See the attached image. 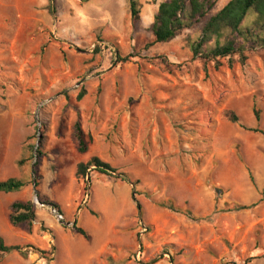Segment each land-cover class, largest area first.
<instances>
[{
	"label": "rangeland",
	"instance_id": "1",
	"mask_svg": "<svg viewBox=\"0 0 264 264\" xmlns=\"http://www.w3.org/2000/svg\"><path fill=\"white\" fill-rule=\"evenodd\" d=\"M165 1L138 0L134 23L128 0H0V182L28 183L0 193V236L28 257L0 264H264V137L245 129L264 131V48L206 63L200 27L154 45ZM93 157L117 173L79 181ZM17 201L35 203L32 225L10 224Z\"/></svg>",
	"mask_w": 264,
	"mask_h": 264
},
{
	"label": "trees",
	"instance_id": "2",
	"mask_svg": "<svg viewBox=\"0 0 264 264\" xmlns=\"http://www.w3.org/2000/svg\"><path fill=\"white\" fill-rule=\"evenodd\" d=\"M82 4H88L94 0H79ZM132 21L138 23L141 19V5L138 0H128ZM52 4V0H50ZM217 0H168L160 4L154 22L149 28L154 37V45L167 44L176 40L187 30L197 27L201 29V39L193 46V54L196 58H201L206 63H219L220 60L231 59L239 56L242 62L247 60L248 52H253L259 47L264 48V0H231L221 11L213 14ZM97 51L100 47L96 48ZM121 60V58L119 57ZM122 61V60H121ZM85 92L78 95V100L82 101ZM255 118L259 123L261 120L260 112L254 111ZM229 120L233 124H239L237 115L230 113ZM247 131L261 134L264 131L255 128ZM73 138L77 151L86 154L89 150V141L80 122L76 123ZM41 147V146H40ZM35 150V147L33 148ZM41 148L37 150L39 157L43 156ZM90 170L96 171L103 176H112L117 170L109 164L103 162L98 157L91 158L88 162L80 163L77 168L76 177L83 183L88 182ZM133 184L127 176L121 174L118 179ZM90 179V178H89ZM91 182V179H90ZM28 183L12 178L0 182V193L11 194L19 193L27 187ZM39 187V182H36ZM41 203H45L43 200ZM60 213V209L55 204H50ZM257 206H236L230 211L241 212ZM139 210L141 206L137 204ZM163 208L175 214H182L183 211L177 208L172 202L163 204ZM9 221L13 227L22 225H32L37 220V207L33 201H17L11 205ZM191 219L194 218L191 212H185ZM74 231L85 238L87 233L77 227ZM27 248H33L31 246ZM21 246H8L2 236H0V259L7 254L19 253L24 258L28 253ZM41 255H48V252L37 250ZM45 258V257H44Z\"/></svg>",
	"mask_w": 264,
	"mask_h": 264
},
{
	"label": "built area",
	"instance_id": "3",
	"mask_svg": "<svg viewBox=\"0 0 264 264\" xmlns=\"http://www.w3.org/2000/svg\"><path fill=\"white\" fill-rule=\"evenodd\" d=\"M101 45H102V44H99L98 46L96 45V46H95V49H96L97 47H100V49L103 48ZM37 203H38V202H37ZM48 209L52 212V214L55 216V218L58 220V222L65 223V222H64L65 219H64L63 215H62V214H61V213H60L55 207L50 206V207H48Z\"/></svg>",
	"mask_w": 264,
	"mask_h": 264
},
{
	"label": "water",
	"instance_id": "4",
	"mask_svg": "<svg viewBox=\"0 0 264 264\" xmlns=\"http://www.w3.org/2000/svg\"><path fill=\"white\" fill-rule=\"evenodd\" d=\"M34 169V166H33ZM36 202H38V199H36ZM39 203V202H38ZM68 226H73V224H67Z\"/></svg>",
	"mask_w": 264,
	"mask_h": 264
}]
</instances>
